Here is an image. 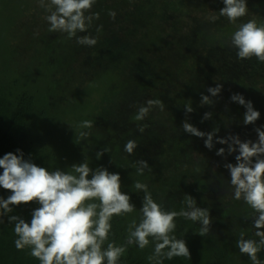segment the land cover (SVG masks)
<instances>
[{"label":"rangeland","instance_id":"rangeland-1","mask_svg":"<svg viewBox=\"0 0 264 264\" xmlns=\"http://www.w3.org/2000/svg\"><path fill=\"white\" fill-rule=\"evenodd\" d=\"M24 1L30 8L16 22L12 34L17 73L24 74L30 69L33 73L30 81H33L37 48L45 50L56 39L66 40L61 50L65 62H70L66 71L57 76L58 81H64L56 85L55 94L48 98L56 108H63L67 101H72L74 91L94 73L121 66L129 81L127 87L112 92L110 98L91 97L77 110L83 118L95 119L90 130L97 136V142L90 150H109L104 153L108 164L122 166L121 190L140 205L144 193L134 188L138 180L148 186L153 199L163 208L170 199L177 204L182 192L188 191L196 199L197 206L208 208L213 218L207 236L215 242L229 239L237 261L252 264L236 247L241 232L246 239H258L254 236L252 219L222 215L231 205L239 212L246 208L243 200L233 198L230 173L224 167L229 162L235 164L238 153L227 154V144L215 143V139L238 135L241 141L257 140L254 128L264 125V103L261 101L264 62L255 57L239 59L237 49L231 45V37L219 34L216 43L207 42L209 33L229 23L226 17L211 19L219 16V10L224 7L222 0H97L91 11L99 13V19L92 22L87 33L77 34L95 37L97 43L91 47L78 44L75 37L68 38L66 33L50 32V25L44 19L48 13L39 7L37 0ZM247 6L248 14L235 23L254 19L256 22L263 20L264 24V0H247ZM110 11L116 13L115 19L109 16ZM205 43L206 49L199 54V48ZM194 54H199L204 62L201 69L191 68L193 63L188 62ZM235 79H242L243 86L238 93L244 96L247 90L254 91V98L248 99L260 112V119L254 125L243 124L245 109L237 103H233L222 117L229 101L223 97L225 87ZM217 84L223 86L221 94L210 97L212 104H201V94L208 95L207 88ZM183 93L193 96L188 105L194 111L187 117V104L178 105L173 101ZM149 100L161 101L163 109L153 106L143 120H136L138 109L146 107ZM205 112L212 114L211 119L201 122ZM186 119L202 132L216 130L212 150L204 147L203 139L184 132L182 122ZM141 127H144L143 132L139 131ZM85 138L79 147L85 146ZM128 140H135L138 145L132 155L124 150ZM221 147L226 150L223 157L215 154ZM137 160L148 162L149 168L143 175H137L133 167ZM186 164L192 169L183 170ZM179 219L181 223L187 220ZM197 225L199 230L200 224ZM259 258L264 261V251Z\"/></svg>","mask_w":264,"mask_h":264},{"label":"clouds","instance_id":"clouds-1","mask_svg":"<svg viewBox=\"0 0 264 264\" xmlns=\"http://www.w3.org/2000/svg\"><path fill=\"white\" fill-rule=\"evenodd\" d=\"M39 7L48 14L44 19L50 25V32L66 33L68 38L75 37L77 43L95 46L97 39L87 33L92 22L99 19V13L91 10L97 0H37ZM224 7L219 10V17H226L235 23L248 14L247 0H222ZM115 19L116 13L109 12ZM100 28H97L99 31ZM231 45L237 49V57L241 60L255 57L264 62V24L258 25L254 19L239 25L231 36ZM223 86L220 84L208 87V95L201 94V104H212L210 97H218ZM230 101L245 109L243 124L254 125L260 119V112L253 106L251 100H246L240 93H233ZM153 106L163 109L159 100L147 101V106H141L135 116L143 120ZM194 110L185 106V115ZM212 114L205 112L201 122L211 119ZM81 128L93 127L90 120L82 121ZM185 133L203 139L204 147L214 148L212 132H202L187 122H182ZM144 131V127L139 129ZM257 135L255 142L241 141L238 135L227 138L216 137L215 143L227 144V154L235 155L236 163H226L224 167L230 173V188L233 198L243 200L253 211L251 216L254 236L258 239H246L243 232L236 241V247L241 254L247 255L252 264H264L259 254L264 251V125L254 128ZM87 136V132H81ZM138 147L135 140H128L124 150L132 155ZM107 148L96 153L100 159ZM225 148L216 149V155L223 157ZM133 167L137 175H143L149 168L146 160H137ZM0 188L9 191L7 198L0 197V217L7 216L8 222H14V233L17 239L15 247L19 251L30 249V255L40 261V264H120L121 257L128 246L136 245L139 249L155 242L154 254L149 260L162 264V259L173 257L191 259V253L184 239H178L176 218L183 217L193 222H199L201 237L211 232L212 217L208 208L197 206V201L191 195H186V209L167 211L157 203L148 186L139 180L134 183L137 191L144 193L140 209V219L129 224L125 244L116 245L109 241L112 229V218L131 214L135 210L132 198L123 192L119 173H112L103 166L91 168L87 162L71 165V172L59 168L49 171L24 159V153L17 149L16 153H6L0 158ZM38 204L31 213L30 222L18 215H9L15 207ZM247 219V217H245ZM106 245V247H105Z\"/></svg>","mask_w":264,"mask_h":264},{"label":"trees","instance_id":"trees-1","mask_svg":"<svg viewBox=\"0 0 264 264\" xmlns=\"http://www.w3.org/2000/svg\"><path fill=\"white\" fill-rule=\"evenodd\" d=\"M29 5L24 0H0V158L6 153H16V150L20 149L24 153V159L30 160L37 166L45 167L49 171L59 168L71 172V165L87 162L93 169L103 166L109 172L119 173L121 177V164L110 166L106 155L103 154L100 159H97L98 151L90 150L91 146L96 144L97 136L91 134L90 128H81L80 124L85 120H90L94 124L95 119H85L82 115L77 114V110L83 107L87 99L91 97L99 95L101 98L102 96L110 98L112 92L124 90L129 81L122 72V67L108 68L102 72L94 73L81 88L74 91L72 101H67L66 107L56 108V104H51L52 102L50 103L48 98L55 94L56 85L62 84L64 81H58L57 76L66 71L70 62H65V56L61 50L66 40L56 39L45 50L41 47L37 48L35 56L37 66L33 81H30L32 71L27 69L24 74L17 73L18 66L13 60L15 42L12 34L14 27L30 8ZM256 23L263 24V20ZM239 25V23L229 22L223 27L213 30L206 37L207 42L209 44L216 43L219 34L231 37ZM206 47L205 43L199 48L198 53H202ZM199 54H194L193 59L188 60L193 63L191 68L201 69L204 66ZM230 83L225 87L223 94L225 99L230 98L233 93H238L243 86L242 79L241 81L235 79ZM253 93L254 91L247 90L244 98L247 100L254 98ZM192 98L190 93H183L173 101L178 105L184 103L188 105ZM261 101L264 103V96L261 97ZM232 105L233 102L229 99L228 105L223 108L222 117L226 115ZM81 132H87L88 135L81 136L79 135ZM83 138H85V146L79 147ZM191 169L192 166L189 164L183 166L185 171ZM182 193L177 204L169 198L170 201H167V206L164 209L177 212L184 209L185 196L191 194L188 191ZM10 194L9 191L0 188V197L7 198ZM132 203L135 205L133 213L114 216L111 221L112 229L109 241L115 242L118 246L125 244L129 224L133 220L138 222L140 219L142 205L135 198H132ZM37 207L39 205L35 203L20 205L15 207L9 215H18L26 222H30L31 213ZM240 212L231 205L222 211V215L236 218L242 215L249 219L254 215L247 204L244 212L243 210ZM179 218H176L177 228L174 235L178 239L186 241L191 259L173 257L169 260L162 257L160 258L162 264H250L237 261V254L229 239L215 242L211 236L201 237L197 234L200 231L197 228L199 222L186 220L181 223ZM246 231L250 232L249 227ZM16 239L14 222L9 223L7 216L0 217V264H40L39 260L30 255V249L25 248L23 251L16 249L14 244ZM154 247L155 242H150L149 246L144 249H139L136 245L128 246L126 253L120 259V264H156L155 260H149V257L154 254Z\"/></svg>","mask_w":264,"mask_h":264},{"label":"bare ground","instance_id":"bare-ground-1","mask_svg":"<svg viewBox=\"0 0 264 264\" xmlns=\"http://www.w3.org/2000/svg\"><path fill=\"white\" fill-rule=\"evenodd\" d=\"M65 131H66V129H65ZM74 132H75V131H74ZM79 132H80V130H79ZM75 133H76V132H75ZM75 133H74V134H75ZM76 134H77V133H76ZM76 134H75V135H76ZM79 135H80V134H79ZM67 137H68V136H67ZM64 138H66V137H64ZM71 138H72V137H71ZM66 139L70 140L69 138H66ZM66 139H65V140H66ZM65 140H64V141H65ZM66 141H67V140H66ZM67 152H68V151H67ZM67 152H66V153H67Z\"/></svg>","mask_w":264,"mask_h":264}]
</instances>
